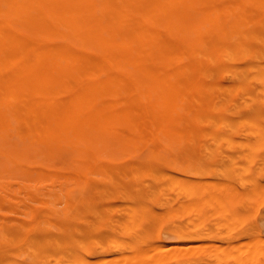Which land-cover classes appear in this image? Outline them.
<instances>
[{"label":"rangeland","instance_id":"374dc122","mask_svg":"<svg viewBox=\"0 0 264 264\" xmlns=\"http://www.w3.org/2000/svg\"><path fill=\"white\" fill-rule=\"evenodd\" d=\"M227 1L217 0L220 4L229 5L230 3H227ZM251 6H253L252 9L255 10L253 12H257L260 17L264 18V7L261 3L256 4L253 2L251 3ZM229 8H231V10L233 9V7ZM252 9L249 12H252ZM238 14L239 15L236 16H230L228 13H222L221 16L225 22H230L231 26V22L244 20L247 13L239 9ZM206 18L212 19L208 14ZM244 28L250 29L253 34H264V27ZM232 32H234V27H212V24L207 22L198 28L197 33L190 34L188 32L186 44L187 46H191L190 44H193L190 49L193 47L195 50L198 46H200V43L198 40L195 41L192 38L198 39L199 37V40L201 41H209L210 43L219 45L222 41H224V38L229 36ZM249 43L258 47L257 43L253 40H249ZM218 47L220 49V46L210 47L207 55H199L197 52L192 50L191 53L187 54L185 57L186 60L195 63L196 67L194 68V71L201 77V88L204 89V93L198 96L193 94L181 100V105L183 106V108L181 107V119L183 118V120L179 124L177 133L173 134L168 139L150 143L138 140L137 138L139 134H135L134 136L137 137V140L134 141L116 140L108 137L95 138L88 145V151L85 152H81L79 149L71 148L64 149L57 152L55 155L46 157L40 156L39 154L34 155L36 151H30L28 152V157L25 159L22 168L17 170L12 168L8 169L7 163L0 160V264H13V262H15V264H18V262H20L19 264H69L73 258V262L76 261L75 259H81L79 258L81 257L79 256L80 254H83L85 258L91 256L90 258H92V261L95 260L93 262L95 264H97L96 261H99L100 259L102 260V258L106 261L110 256V259L106 262H102L103 260L101 261V264H105L108 261L111 262L110 260H114L112 259L113 255L116 256L115 254H122L121 252L123 251H126V253L128 251L129 253H132L130 251L133 249L134 251L138 250V246L146 247L145 245L147 243L153 244V246L151 245L152 247L155 246L154 244H160V247L161 244H163L162 246L167 244L165 247L168 248L169 244L173 241L175 246L176 244H181V247L183 244L186 245V243H188L187 245L190 247L193 242H201L200 244L203 246L198 243L201 249L197 248L195 250V247L198 246L197 244L193 247V250L191 248V251H187L189 248H185L187 245H184L185 249H183L184 251H187L186 253L188 255H184V252L181 256L173 255L174 257H171V253V255L166 257L168 253H163L165 249L162 250L159 247L158 250L156 248L158 252H160L158 253L159 257L162 256V258L157 256L158 260L156 264H205L203 262H206V264H218L220 262L219 264H221V258L224 256L223 258L225 260V258L228 257V253L234 249V245L240 243V241H247L248 238L251 237L250 242L247 241V243L252 242L253 244V242L255 243L262 238L264 239V191L261 192L259 190L261 185L264 183V141L261 142L259 140L260 143H257V141L254 143L252 140H254L255 136H251L253 128L258 126L260 128L261 124L264 125V90H257V87L262 88L264 83H260V80H254V75H251L254 72L252 65L255 62V60L251 58V55L247 56L243 53V49H240L236 51L232 58H226L225 55L227 51H225V53L223 51H218L216 54ZM258 48H264V46L261 45V47ZM213 50H215L214 53H212ZM227 72H230V74H227ZM249 75L250 77H253L248 78ZM213 84L219 85L220 88L217 86L212 90L211 87ZM228 89L229 91H227ZM249 94L252 98L247 96ZM151 98L154 101H157L158 99L165 98V96L161 92V94L157 93L151 95ZM247 116L251 118V122L255 120L256 124L255 122L253 124L251 122V124L248 123L250 119L247 120V124H245L246 121L244 120L248 118ZM239 118L240 121L238 120ZM159 119L162 121L161 118ZM257 122L259 123L257 124ZM261 127L264 128L263 126ZM249 128L251 129V132L248 130ZM120 129L122 133L129 134L130 132L127 125H121ZM259 130L264 129L260 128ZM258 134V139H262V133ZM159 135L162 136L163 134L160 132ZM220 135H223L224 137L222 136V138ZM225 135L227 137H231V143L230 138H225ZM255 135L257 136V134ZM236 139H240L239 143L243 146H238V140L236 142ZM245 140L254 144L253 150L255 152L251 151L252 147H248L252 146L250 143L246 142L248 144L246 147L244 142ZM240 141L244 143L241 144L242 142ZM227 142H229V144L226 145ZM238 153L240 154L238 155ZM248 153H250L252 157L247 155ZM246 155L247 157L249 156V158L246 159ZM228 157H230V159ZM242 165L247 168L244 170ZM9 167L11 166L9 165ZM159 171L165 173L162 175ZM172 172L175 173L176 176ZM166 173L169 176L166 175ZM179 175H181L182 178H180ZM177 176L178 179L174 180V182L177 183L176 181H180V179L181 181L178 182V185H173L174 182L172 183L173 180L171 179ZM249 178H251V180ZM208 179L210 181H208ZM245 179H247V181ZM169 180H171L172 185ZM219 180V184L223 183L222 185H224V181H226V187L224 189H222L223 186L221 188L217 184ZM182 181L186 184L191 181V183H193V187L196 188H192V193L190 192L191 194L186 193V197L184 194L185 190H183L185 188L182 187V190L178 188ZM214 181H218L214 184H217L216 186L219 187H216L218 191L213 189V191H217H215L214 198H217V196L222 194L224 196L223 198L230 200V202L227 200V203H223V198L220 199L221 196L217 199V202L219 201L217 203L218 205L222 201L223 204L220 203V205L221 208L223 207L222 209H226L225 212L220 209V205L218 206L216 204L213 197L210 198L211 200L209 201L206 200L208 199L207 197L204 198L205 195L209 197L211 192L214 193L212 191V183L210 184V182ZM250 181H252L254 185H252L253 183H250ZM230 182L232 184H230ZM240 182H242V184ZM162 184L166 185L163 186ZM233 184L236 188L240 189L238 192L236 191L238 195L240 194L239 191L241 192L239 196H235V188L233 191L234 193L231 194L232 197L228 193L229 188L232 189V186L230 187V185ZM205 186L206 188H204ZM257 186H259V188ZM189 187L187 186V188ZM177 188L179 190H177ZM205 189L210 191L207 192ZM244 189L249 192H244ZM251 189H254L255 192ZM262 189H264L263 186ZM194 190L196 191V194H194ZM253 192H261L262 194H254ZM249 193H251L254 197L252 196L251 198V194ZM226 194L230 195L231 199L228 198V195ZM259 194L260 196H257ZM192 198H194V200ZM195 199L197 203L195 207H199L197 209L194 207ZM201 199L203 201L210 202V204H212L213 200L212 205H215L214 208L216 207V212L210 204L206 207L207 202L204 203ZM180 200H183L181 204H183L184 201H187V203H194L191 205L193 206L191 207L192 209L189 206L190 204L187 205L186 202V204L180 206ZM129 204L133 205L131 206L132 209L129 207ZM174 205L175 207H177L176 205L180 206L181 209L184 205L185 207L187 205L189 208L187 209L189 211L186 212L187 210H184L186 212L184 213L182 210L183 212L179 216L178 214L176 215L175 213H171L173 216L170 215L169 217L167 215L169 213L168 211L172 210L171 208H175ZM167 208H170V210ZM130 209L132 211H130ZM178 209L179 207L177 210ZM181 209L179 210L181 211ZM198 209L200 211H198ZM127 210H129L130 213ZM249 210L252 212L254 211V213H248ZM235 211H237V214H239L242 219V222H238V224L236 221H239V218H234L235 215H237ZM198 212L199 217H201L198 218L199 220L197 219ZM210 212H212V214H208ZM160 213H162V215ZM163 213L169 218L163 216ZM91 214H93L92 217ZM195 214L197 216H195ZM206 214H208V217ZM223 214L225 217L228 215V218H226L229 220L225 217L223 218ZM229 214H232L233 219L229 218ZM158 215H161V218H159L160 216ZM130 216L132 218L134 216L135 218L137 217V224H134L135 226L131 224L132 219L130 220ZM138 216H141L140 218L143 219H140ZM190 217H195L194 221L192 218L190 219ZM135 218H133V220ZM187 220L190 221L188 222ZM220 220L221 223L222 220H224L226 222L229 221L228 223L233 221L236 224L232 223L233 228H230L231 225L228 226V228L232 230L228 229L229 231H227V224L225 225L226 222H224V225H218ZM116 222H118L119 225ZM125 224L129 227V229L124 227ZM119 226H123L124 228ZM234 233L235 235H233ZM243 234L245 235L243 236ZM114 237L117 238V243H122L121 246L117 245L115 239H113ZM124 238L128 239L129 242ZM207 240L209 242L210 240L212 242L214 241L216 244L224 243V245L225 243L231 241H237L238 243L236 242L234 244L233 242L234 245L228 243V247L226 246V248H229L230 251H228L225 247H223L224 250L220 251V248H222L223 245H218V248L216 249L217 252L215 253L214 248L217 247L216 244L215 246L213 243L211 246L206 245L207 247H205L208 249L204 247V244L208 242ZM81 241L85 244H81ZM112 242H115L116 245ZM179 242L184 243L182 244ZM129 243L131 246H129ZM230 245H233L234 247L231 249L232 246ZM248 245L249 244H246V246ZM258 245L261 246V240ZM125 246H127V248ZM240 246H238V250V247H235L234 249L237 250V253L238 251H240V253L245 251L241 250V248L243 249V246L244 248L246 247L245 244L242 247ZM252 246L251 248L248 247L252 251H247L254 255L255 253H252L254 249ZM259 246H256V248L261 249ZM262 246V250L264 251V245ZM171 247L173 248V246H170V251L172 249ZM122 248L124 249L122 250ZM204 248L209 252H207ZM198 249L202 252H198ZM69 250L71 251L70 253ZM140 250L142 251L143 249ZM148 250L150 251V249ZM172 250V253L174 254L175 251L174 249ZM177 250L175 254H180V252L177 253ZM234 250L231 254L234 255L235 258L230 255L229 258H227V261L222 263H235V261L238 260L236 258H240L239 256L244 257L246 254L245 251L243 252L244 255L239 253L240 255L238 254L239 256H237V253L236 251L234 252ZM224 251L226 253L228 252L226 255L227 257L223 254ZM62 252L65 256L61 254ZM111 252H113V255ZM146 252L148 254V251ZM166 252H168L167 249ZM218 252L223 253L221 255ZM129 253L124 254L127 255L128 259L135 254L133 252L132 256H130ZM152 253L155 252L153 251ZM152 253L149 254L152 256ZM217 253L219 254V257L222 256L220 259H217L218 255H215ZM66 254H68V257ZM212 254H214V256ZM257 255V260L253 257L252 258L254 260L251 258L252 264L263 263L262 261H264V257L262 256V253L260 254L259 252ZM257 255H255V257ZM100 256L103 257L101 258ZM122 256L123 254L121 257ZM139 256H141V252ZM151 256H147L149 257V260ZM250 256L247 257V260H249ZM53 257L56 259H53ZM117 257H119V255L116 256V259ZM147 257L145 256L144 259ZM85 258L83 262L85 261L86 264L88 258ZM90 258L88 260H91ZM97 258H99V260ZM163 258L165 260H162ZM11 259L13 262L9 263L8 260ZM13 259L17 260V263ZM149 260L146 259L147 262L144 260L145 264H149L152 259L150 261ZM243 260L244 259H242V261ZM247 260H244V263H246ZM139 261L141 262V259ZM253 261L255 263H253ZM121 262H123L122 258L120 260V264ZM93 263L91 262V264ZM127 263L129 264L131 262ZM76 264L79 263L76 261Z\"/></svg>","mask_w":264,"mask_h":264},{"label":"bare ground","instance_id":"6f19581e","mask_svg":"<svg viewBox=\"0 0 264 264\" xmlns=\"http://www.w3.org/2000/svg\"><path fill=\"white\" fill-rule=\"evenodd\" d=\"M228 2L232 5L220 4L217 2V0H0V145H2L0 146V160H3L5 163H7L8 169L12 168L17 170L22 168L25 159L28 157V152L30 151H36L34 155L39 154L40 156L47 157L50 155H55L57 152L64 149L72 148L79 149L81 152L88 151V145L95 138L108 137L116 140L126 141H134L138 139L141 141L155 143L168 139L173 134H176L177 130L179 129V124L183 120V118L181 119V107L183 108L181 105V100L193 94L198 96L204 93V89L201 88V77L194 71V68L196 67L195 63L186 60L185 57L187 54L191 53L192 50H194L193 47L190 49L193 44H190L191 46H187L186 44L188 32L190 34L197 33L198 28L207 22H210L212 27H234V32L224 38V41H222V43L219 45L210 43L209 41H201L199 40V37L198 39L192 38L195 41L198 40L200 43L198 48L195 47L196 49L194 52H197L199 55H207L209 53L208 50L210 47L220 46V49L219 47L217 48L216 54L218 51H223L224 53L227 51L225 57L232 58L237 50L243 49L244 54L247 56L251 55V58L255 60L254 64L252 65L254 72L251 74L254 75V77H251L257 81L260 80L259 82L263 84L264 48L258 47H261V45L264 46V34H253L251 33L250 29L244 27H264V18L260 17L257 12H253L255 10H253V6H251V3L255 2L256 4L261 3V5L264 7V0H228L227 3ZM229 7H233V9L231 10ZM239 9L247 13L246 18L244 20H236L231 22V26L230 22H225L221 16L222 13H228L230 16L239 15ZM251 9L252 12H249ZM207 14L211 16L212 19L206 18ZM249 40L256 42L258 47L256 45L250 44ZM214 51L215 50H213L212 53H214ZM228 73L230 74V72H227V74ZM251 77L250 75L248 76V78ZM217 86L220 88L219 85L213 84L211 89L213 90ZM257 90H264V86L262 88L257 87ZM227 91H229V89ZM161 92L165 98L158 99L157 101H154L151 98V95L157 93L161 94ZM247 96L251 97L250 94ZM159 118H161L162 121H160ZM238 120L240 121V118ZM247 120H249L248 123L251 122V118L248 117L244 120L246 121L245 124H247ZM254 122L256 124L255 120H253L251 123L253 124ZM258 123L259 122H257V124ZM121 125L128 126L130 129L129 134L121 132ZM261 126L264 127L263 124H261ZM261 126L260 128L264 129ZM260 128L258 126L252 130L253 133L251 136H255L254 140H252L254 143L255 141H257V143L264 141V130H259ZM248 130L250 131L251 129L249 128ZM254 131L258 132L256 133ZM160 132L163 134L162 136L159 135ZM258 133H262V139H258ZM135 134H139L140 137H135ZM255 134H257V136ZM220 136L222 137L223 135ZM225 138H230V143L232 142L230 136L227 137L225 135ZM237 140L238 139H236V142ZM239 140L237 142L238 146L240 145ZM244 142L247 147L248 144L246 142L248 141L245 140ZM248 143H250V141ZM227 144H229V142H227L226 145ZM251 145L252 146L248 147H252L251 151H254V144ZM241 146L243 145H240V147ZM250 153L247 155L252 157ZM239 154L240 153H238V155ZM247 155L245 157L246 159L249 158ZM228 158L230 159V157ZM237 164L240 165L239 163ZM9 165L11 167H9ZM242 168L245 170L247 167L242 165ZM159 172L162 173V175L165 173L161 171ZM173 174L176 176L175 173ZM166 175L168 174L166 173ZM179 176L182 178L181 175ZM173 178L171 179L173 180L172 183L174 180L178 179V176L174 179ZM251 178L249 179L251 180ZM171 180H169L170 183ZM245 180L247 181V179ZM180 181L177 180V183L174 182L173 185H178V182ZM191 181L187 184L182 181L178 187L180 190H182V187L185 188L183 189L186 191H184L185 197L187 196L186 193L188 194L191 192L192 188L196 189L193 187V183H191ZM208 181L210 180L208 179ZM216 182L218 181L210 182V184L212 183V191L213 189H216V187L219 188L216 186L217 184L221 188L223 186L222 189L226 187V181H224V185H222L223 183L219 184L220 180L217 184H214ZM251 182L252 181H250V183ZM240 183L242 184V182ZM230 184L232 183L230 182ZM165 185L166 184L163 186ZM252 185H254V183ZM187 186H190L191 189L190 187L187 188ZM235 186L234 184L230 185V187L233 189L232 190L229 188L228 193L230 195L240 190ZM262 186L264 187V183L259 189L261 192L264 191ZM257 187L259 188V186ZM178 188L177 190H179ZM204 188H206V186ZM221 188L220 190L222 191ZM234 188L236 189L235 191ZM254 189L251 190L254 191ZM216 190L218 191V189ZM215 191H213L214 193L211 192L212 194L210 193L209 197L205 195L204 198L207 197L208 199L206 200L209 201L211 200L210 198L213 197V200L215 199L217 204L219 202H217L218 197L221 196L220 199H222L224 196L221 194L220 196H217V198H214ZM245 191L249 192L248 190L244 189V192ZM194 192V194H196L195 190ZM239 193L241 194L240 191ZM230 195H228V198H230ZM236 195L239 196L237 193L235 196ZM252 196L253 195L251 194V198ZM257 196H260V194ZM192 199L194 200V198ZM222 200L224 203L228 199L226 200V198H223ZM182 201L180 200V206H183V204L187 203V201H184L183 204H181ZM208 201L202 200L204 203L207 202L206 207L208 204H210ZM228 201L230 202V200ZM220 203H222V201ZM192 204L194 203H187L190 208L193 207L191 206ZM212 204L210 205L214 210L216 207L214 208L215 205L213 206ZM187 205L186 207L184 205L182 209L180 206L176 205L177 207H175L174 205L176 209L171 208L172 210H177L178 207L181 209V211L178 209L179 211L177 210L176 212H174L175 210L172 211L170 208H167L171 211H168L170 214L168 213L167 215L170 217L171 213H175L179 216L184 210H187L186 212H188L189 208ZM196 205L197 203L195 199L194 207ZM131 206L133 205L129 204L130 208ZM219 207L225 212V208L222 209L223 207L221 208V205ZM131 209L130 211H132ZM216 210L217 209L214 211L216 212ZM127 211L129 212V210ZM198 211L200 210L198 209ZM186 212L184 211V213ZM250 212L252 211L249 210L248 213ZM235 213L237 214V211H235ZM252 213H254V211ZM160 214L162 215V213ZM208 214H212V212ZM208 214H206V216ZM161 215H158L160 216L159 218H161ZM197 215V219L201 218L199 217V212ZM197 215L195 214V216ZM229 215V218L233 219L232 214ZM92 216L93 214H91V217ZM163 216L166 215L163 213ZM218 216L221 217L220 215ZM222 217L224 218L225 215L223 214ZM226 217L228 218V215ZM133 218H135V216ZM133 218L130 216V220L132 219L131 224L135 226L134 224H137V217L135 218L136 222L135 219L133 220ZM191 218L192 217H190V219ZM194 218H192L193 221ZM234 218H239V221H236L237 224L238 222H242L239 214L235 215ZM117 219L120 220L119 218ZM224 220H222V223L220 220L218 225H224V222H226ZM228 222L225 223V225L227 224V231L232 230L229 229L228 226L231 225L230 228H233L232 223H234L233 221L231 223ZM126 224L124 227L129 229ZM233 235H235V233ZM244 235L245 234H243V236ZM117 238L114 237L113 239L116 241ZM250 238H248L247 241L250 242ZM262 239H260L261 246L258 245L260 240L255 242L256 244L254 242L252 244V242L247 243L245 239H243L245 241H240L241 244L243 242L242 245L237 241L236 242L238 244L236 245H234L236 243L234 241H231L232 243L227 242L225 245L224 243L221 244L223 245L222 248H226V246L228 247V243L233 244V242V245L236 248L240 245V247H242L244 244L245 246L246 244L251 246L254 245L255 247L252 246V248H254L252 252L253 254L255 253L254 255L248 252L251 246H246L247 248L250 247L248 249L246 247L244 248V246L243 249L241 248V250L246 251V257L239 256L245 251H242V253L238 251L237 253L239 247L237 250H234L235 247L230 245L232 246L231 249L234 247V252L236 251V255L240 257L236 258L238 259L237 261L234 260L236 264H252L251 261L258 257L257 254L259 252L260 254L262 253V256L264 257V251L262 250L264 239L263 241ZM125 240L127 241L128 239ZM82 241L81 244H83ZM173 242L170 243L169 247L167 248L165 247L167 244L164 246L161 244V247L160 244H154L155 246L152 247L153 244H148L146 241L148 246L147 244L145 246L147 248L138 246V250L134 251L132 248L133 250L130 251L132 253H129V251L127 252L130 256H132L133 252L135 253L133 254L134 257L132 256L133 258L129 257L128 255L131 261L127 258V255H124L127 254L126 251H123L124 253L121 252L123 254L122 257V254L115 255H119L120 258L117 257V259L119 258L121 260L122 258L123 262H121V264H128L127 262H131L132 264H142L143 262V264H145V262H147L146 259L149 260V257L147 256H151L150 254L154 251L155 253H152V256L150 257V260L152 259L153 261L151 260V263L149 260V264H153V262L156 264L158 260L157 258L159 257L158 253H160L158 252L159 247L162 250L165 249V252L163 251V253H168V255L165 254L166 257L171 254V257H174L177 255L181 256L182 253H186L188 250L191 251V248L193 250L194 246H196L198 243H201L193 242V245L191 244L192 247L191 245L188 247V243H186V246L183 244L184 242H179L183 244L181 247V244H176L175 246V243L173 244ZM210 242L208 241L205 243L204 247L206 245L211 246L212 243L215 246L216 243H214V241L212 242L210 240ZM112 243L116 245L117 241L116 243ZM118 243L117 245L121 246L122 243ZM199 244L195 247V250L197 248L201 249L200 245L203 246L202 244ZM221 244H216L217 247L214 248L215 253L217 252L216 249L218 248V245L221 246ZM149 245L152 246L150 247ZM129 246H131L130 243ZM170 246H173V248H171L174 249L175 252L178 248L179 251L177 250V253L180 252V254H175V252L173 254V250L171 249L170 251ZM256 246L261 247V249L256 248ZM125 247L127 248V246ZM184 247L189 249L184 251ZM124 248H122V250ZM210 248L212 249V247ZM222 248H220V251L224 250V248ZM140 249L143 250L141 251ZM148 249H150V251ZM166 249L168 252H166ZM226 249L230 251L229 248ZM145 250L148 251V254ZM233 250L229 252L230 254L227 252L228 257L226 256L227 253L225 251L222 253L227 258H229L230 255L231 257L233 256L235 258V256L231 254ZM206 251L209 252L208 250ZM70 252L71 251L69 250V253ZM140 252L141 256H139ZM198 252L202 251L199 250ZM112 253L113 252H111V254ZM185 253L184 255H188ZM218 253L222 255V253ZM218 253L215 255H218L217 259H220L222 256L219 257ZM61 254H63V252ZM66 255L68 257V254ZM212 255L214 256V254ZM255 255L257 256L255 257ZM63 256H65V254H63ZM79 256H81L79 257L81 259L75 260L79 264H85V261L83 262L85 256L83 254H80ZM113 256L112 259L115 261L110 260L111 262L108 261L107 263L112 264L113 261V264H120V260H117L116 256H114L115 258ZM145 256L147 257L146 259H144ZM249 256L250 258L247 260V257ZM90 257H86L85 259H89ZM100 257L102 258L103 256ZM223 257L221 258L222 260H224ZM54 258L55 257H53V259ZM139 258L141 259V262L139 261ZM159 258H162V256ZM227 258H225L224 261L220 260L221 264H226L222 262L227 261ZM73 259L69 264H76V261L73 262ZM88 259L87 261L89 262L86 261V264H91V262L93 263L95 261H92V258H90L91 260ZM97 259L99 260V258ZM242 259L247 260L248 262L246 261V263H244V260L242 261ZM102 260L100 259V262L96 261L97 264H101V261H105L104 258H102ZM162 260L165 259L163 258ZM8 261L9 263L13 262L12 259ZM14 261L17 263V260ZM262 262L264 263V261ZM19 263L20 262H18V264ZM203 263L206 264V262ZM253 263L255 262L253 261ZM13 264H15V262H13ZM227 264L229 263L227 262Z\"/></svg>","mask_w":264,"mask_h":264}]
</instances>
